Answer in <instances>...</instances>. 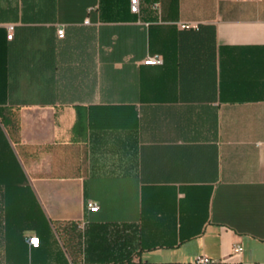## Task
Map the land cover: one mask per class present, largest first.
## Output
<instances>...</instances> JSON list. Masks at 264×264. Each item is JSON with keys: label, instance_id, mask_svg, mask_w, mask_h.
<instances>
[{"label": "crops", "instance_id": "0c3cea01", "mask_svg": "<svg viewBox=\"0 0 264 264\" xmlns=\"http://www.w3.org/2000/svg\"><path fill=\"white\" fill-rule=\"evenodd\" d=\"M139 2L0 0V264H264V0Z\"/></svg>", "mask_w": 264, "mask_h": 264}, {"label": "built area", "instance_id": "2783aa9c", "mask_svg": "<svg viewBox=\"0 0 264 264\" xmlns=\"http://www.w3.org/2000/svg\"><path fill=\"white\" fill-rule=\"evenodd\" d=\"M139 0H130V4H131V11L133 13H138L139 12ZM183 29H197V27L195 25H191V24H183L181 26ZM59 37H63L64 36V31L60 30L58 32ZM9 39H12V34L8 35ZM154 60V59H152ZM88 210L90 212H97L99 210V206L96 203H89L88 204ZM28 243L34 247V248H38L40 245V241L38 237H32L28 240ZM233 253L234 254H241L242 252V246L240 243H236L233 246ZM188 264H219L217 261L213 260L212 258L205 256V255H200L197 256L191 263Z\"/></svg>", "mask_w": 264, "mask_h": 264}]
</instances>
